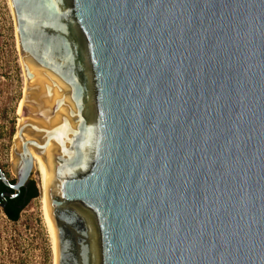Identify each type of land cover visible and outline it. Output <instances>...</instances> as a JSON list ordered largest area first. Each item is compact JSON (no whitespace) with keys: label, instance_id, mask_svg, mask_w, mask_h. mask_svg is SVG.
I'll list each match as a JSON object with an SVG mask.
<instances>
[{"label":"water","instance_id":"water-1","mask_svg":"<svg viewBox=\"0 0 264 264\" xmlns=\"http://www.w3.org/2000/svg\"><path fill=\"white\" fill-rule=\"evenodd\" d=\"M9 2L56 264H264V0Z\"/></svg>","mask_w":264,"mask_h":264},{"label":"rangeland","instance_id":"rangeland-1","mask_svg":"<svg viewBox=\"0 0 264 264\" xmlns=\"http://www.w3.org/2000/svg\"><path fill=\"white\" fill-rule=\"evenodd\" d=\"M22 67L12 7L9 0H0V168L14 181L17 109L27 86ZM28 180L34 181L38 195L23 208L17 222L10 221L0 207V264H56V244L41 212L38 173L32 171Z\"/></svg>","mask_w":264,"mask_h":264},{"label":"bare ground","instance_id":"bare-ground-1","mask_svg":"<svg viewBox=\"0 0 264 264\" xmlns=\"http://www.w3.org/2000/svg\"><path fill=\"white\" fill-rule=\"evenodd\" d=\"M26 91V86L24 87V93ZM23 107V99L19 102L17 113H18V123L16 126V134L15 136H20V138L27 137L33 142L32 147V157H33V166L32 171L38 173V182H39V188L41 192V212L43 221L46 225V228L48 232L50 233L54 243L56 244V232L54 223L50 214V207H49V186H50V175L48 168L45 164L44 158H43V142H42V136H41V128L42 123L37 120H26L23 121L21 118V110ZM22 121L25 122L27 125H30L33 129V131L36 134V138L24 134L22 131ZM17 148L20 149V140L15 144ZM13 167L15 170V173H17L18 167H19V157L15 155V158L13 160Z\"/></svg>","mask_w":264,"mask_h":264},{"label":"trees","instance_id":"trees-1","mask_svg":"<svg viewBox=\"0 0 264 264\" xmlns=\"http://www.w3.org/2000/svg\"><path fill=\"white\" fill-rule=\"evenodd\" d=\"M0 185L1 189L5 188L9 191L0 199V202L4 203L2 211L10 221L17 222L23 208L32 198L38 195L37 186L33 180H28L26 184L20 188L19 192L16 193V191L7 188L3 183ZM12 193H16V195L12 196Z\"/></svg>","mask_w":264,"mask_h":264},{"label":"flooded vegetation","instance_id":"flooded-vegetation-1","mask_svg":"<svg viewBox=\"0 0 264 264\" xmlns=\"http://www.w3.org/2000/svg\"><path fill=\"white\" fill-rule=\"evenodd\" d=\"M36 19L39 21V23L34 24V25H30L29 26V32H30L31 38L36 42V44H38L37 47H36L37 54L40 55V53L42 51L41 47H40L41 44H42L43 51L44 52L46 51V45L44 44V42H45L46 39H49L51 44H52V49H53L51 51V54L56 55V51H54V50H56V48L54 47L53 43H55L58 40H59V43L61 42V36L59 35L60 34L59 31H57L54 27H48V28L44 29L41 26V22H40L41 19L40 18H36ZM42 29H44V30H42ZM68 61H66V64H67L66 66H68V63H69ZM64 68H66V67L64 66ZM6 177H7V175H6ZM8 179H9L10 182H13V179H10V178H8ZM1 183H2V181L0 179V184ZM7 188H9V187H7ZM8 192H9L8 189H5V188L1 189L0 188V199L3 198ZM73 261L74 260L71 257H68L66 259L67 264H71ZM76 261H77V264H83L81 262V258H80L79 255L76 256Z\"/></svg>","mask_w":264,"mask_h":264}]
</instances>
